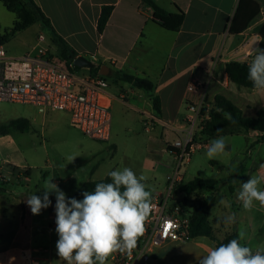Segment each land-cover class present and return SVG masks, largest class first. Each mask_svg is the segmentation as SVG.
Returning a JSON list of instances; mask_svg holds the SVG:
<instances>
[{"label":"crops","instance_id":"obj_1","mask_svg":"<svg viewBox=\"0 0 264 264\" xmlns=\"http://www.w3.org/2000/svg\"><path fill=\"white\" fill-rule=\"evenodd\" d=\"M153 1L168 13L181 11L184 14L177 32L156 25L151 9L140 0H34L55 32L78 56H89L100 67L109 65L114 72L146 78L153 83L151 95L159 101L160 111L155 112L150 101L148 117L140 113L141 120H148V123L143 122L145 131L157 134L167 151L168 145L186 128L184 117L190 104L208 106L205 100L210 103L215 96L222 95L239 107L245 117H255L258 109L264 110V90L238 87L225 72L226 62L248 65L255 48L264 49L260 32L264 23V0L263 4L250 2L242 29L236 33L230 28L240 0ZM103 6H112L113 10L105 30L99 34L97 22ZM257 14L261 18L253 21ZM194 81L202 85L195 92L189 90ZM238 136L251 140L249 145L262 138L257 131ZM206 142L208 148L210 141ZM226 146L231 148L227 143ZM21 155L12 134L0 136V178L7 182L12 179L15 183L22 177L14 173L30 172L29 164ZM262 165L264 158L251 161L245 176H264ZM24 180H28V176ZM243 182L247 181L243 179ZM219 183L204 190L214 193L209 221L216 238L222 240L233 229L238 234L243 231L245 238L241 243L253 251L264 252V207L258 201L248 210L241 201L236 205L230 202L229 207L220 203L215 195ZM258 187L264 190V180ZM4 188V192H0V264H29V256L39 264H66L58 256L56 242L52 240L56 229V198H49L51 205L39 215H33L27 204L28 196L8 186ZM228 217L233 220L228 222ZM212 248L215 242L197 237L187 243L156 247L153 253L156 264H199ZM106 264H111L110 258Z\"/></svg>","mask_w":264,"mask_h":264},{"label":"rangeland","instance_id":"obj_2","mask_svg":"<svg viewBox=\"0 0 264 264\" xmlns=\"http://www.w3.org/2000/svg\"><path fill=\"white\" fill-rule=\"evenodd\" d=\"M13 21L14 15L0 4L1 30L9 29ZM40 34L44 35L45 40L38 43L37 37ZM4 45L7 54L13 58L28 52L33 53L32 48L39 46L48 47L52 53H56L49 35L40 24L17 33ZM85 58L93 62L95 67L100 66L89 56ZM107 67L110 72L105 79L109 84L108 92L113 99L110 107L111 136L106 142L95 141L85 136L71 124L69 116L65 113H48L42 121V117L36 113L33 106L0 102V124L14 118L28 119L31 124L27 132L12 133L22 154L21 158L30 166L28 180H24L25 171L14 173L16 177H22L19 182L14 183L12 179L7 182L5 178H0L2 187L0 192L3 193L4 187L8 186L10 190L28 197L32 194L42 197L46 181L52 180L67 197L72 198L74 191L83 182L104 179L109 176L110 171L122 170L125 167L132 169L137 176L145 177L144 183L151 195L155 191L164 190L175 157L166 150L157 134L145 131L143 122L148 123V120L143 119L142 122L140 113L147 116L150 108L148 93L116 80L114 70L109 65ZM75 72L87 75L89 69L78 68ZM149 120L150 125H153V120ZM198 132V130L195 132V138L202 146L193 152L185 165L184 181L189 182L194 178L219 179L215 194L217 200L228 207L230 202L236 205L237 201L240 202L238 199L240 183L243 179L246 181L250 179L248 174L245 176L246 168L250 166L251 161L264 158V138L260 137L257 143L249 145L248 142L251 140L245 137L223 136L225 143L231 148L226 146L223 153L209 159L207 142L198 137ZM213 139L209 140L210 144ZM213 160L215 164L212 163ZM212 191L208 193L199 191L197 194L206 197L213 195ZM51 197L56 198L54 192L49 194V198ZM52 240L54 242L58 240L55 230L52 233Z\"/></svg>","mask_w":264,"mask_h":264},{"label":"built area","instance_id":"obj_3","mask_svg":"<svg viewBox=\"0 0 264 264\" xmlns=\"http://www.w3.org/2000/svg\"><path fill=\"white\" fill-rule=\"evenodd\" d=\"M45 40L37 37L38 43ZM48 47H35L33 53L10 57L0 41V102L30 105L45 118L48 113L60 112L69 116L71 124L88 138L106 142L111 136L112 97L105 76L99 73L77 74L72 62H62ZM202 85L194 81L189 90ZM201 105L187 106L185 130L170 145L175 159L165 188L151 195L152 211L144 224V233L131 253L116 252L109 258L111 264H156L153 250L168 243H187L194 203L186 200L180 190L184 181V167L201 143L195 141L203 117ZM199 125V126H198ZM198 126V127H197ZM195 130V131H194ZM205 146V145H204ZM264 221V217H263ZM29 264H39L28 257Z\"/></svg>","mask_w":264,"mask_h":264},{"label":"clouds","instance_id":"obj_4","mask_svg":"<svg viewBox=\"0 0 264 264\" xmlns=\"http://www.w3.org/2000/svg\"><path fill=\"white\" fill-rule=\"evenodd\" d=\"M248 80L254 89L264 90V49L255 48L248 64ZM225 149V139L219 136L211 141L207 157L214 159ZM108 175L111 182L95 184L94 191L82 194V200L67 197L52 180L46 181L42 197L32 194L27 198L31 213L39 215L51 205L49 194L55 193L56 250L66 264H106L113 253H131L144 233L145 221L152 211L145 177L127 167ZM262 180L264 176H251L240 183L238 199L245 210L251 209L254 201L264 207V190L258 187ZM232 220L227 218L228 222ZM244 238L241 231L238 238L210 249L199 264H264V252L242 244Z\"/></svg>","mask_w":264,"mask_h":264},{"label":"trees","instance_id":"obj_5","mask_svg":"<svg viewBox=\"0 0 264 264\" xmlns=\"http://www.w3.org/2000/svg\"><path fill=\"white\" fill-rule=\"evenodd\" d=\"M144 5L149 7L152 12V21L162 29L170 32H177L184 19V14L181 11L176 13H168L161 9L153 0H140ZM253 0H240L236 13L233 17L230 31L236 33L242 29L244 18L247 14L250 2ZM263 4L262 0H255ZM0 4L10 13L14 15V21L9 29L4 31L0 28V41L3 44L9 42L17 33L25 31L27 28L40 24L41 28L47 32L52 44L56 48V57L65 62H72L78 57L77 53L55 32L52 28L49 19L44 15L40 7L34 0H0ZM112 6H103L97 22V31L102 34L105 30L109 17L112 13ZM261 18L257 14L253 21H258ZM262 37H264V23L260 29ZM75 69H78L75 67ZM100 66L90 69L93 73H98ZM225 72L229 80L238 87L254 88L248 80V65L237 61H229L225 63ZM115 79L128 83L133 88L143 90L149 95L152 107L155 112L160 111L159 101L154 98L151 93L154 89L153 83L146 79L136 77L123 72H114ZM205 104L201 108V116L203 121L200 124L198 137L203 141L219 136H234L249 131H257L264 138V110L258 109L255 117H245L242 110L237 107L229 99L222 95L215 96L210 103L205 100ZM30 122L25 118H14L4 124H0V136L10 135L13 132H27L30 129ZM196 141V140H195ZM168 151H173L169 145ZM29 170L25 171V175H29ZM101 182H111L109 176L101 180H88L83 182L73 193L72 198L77 200L83 199V193L94 191L95 184ZM219 183L218 179H202L194 178L191 181L182 184L180 190L187 195L186 200L192 201L193 213L190 222L191 238L206 237L215 242V247L220 244H225L231 239L238 238V233L235 229L227 234L222 240L216 238L213 228L210 224L209 217L211 209L215 203L214 195L200 197L199 191L209 190L214 188Z\"/></svg>","mask_w":264,"mask_h":264},{"label":"water","instance_id":"obj_6","mask_svg":"<svg viewBox=\"0 0 264 264\" xmlns=\"http://www.w3.org/2000/svg\"><path fill=\"white\" fill-rule=\"evenodd\" d=\"M73 63L77 68H86V69L95 68V64L90 60H88L87 58H85L84 56H78L77 58H75ZM108 72L109 70L106 66H101L98 71V73L102 76H106Z\"/></svg>","mask_w":264,"mask_h":264}]
</instances>
